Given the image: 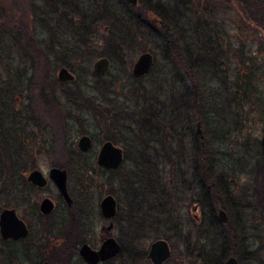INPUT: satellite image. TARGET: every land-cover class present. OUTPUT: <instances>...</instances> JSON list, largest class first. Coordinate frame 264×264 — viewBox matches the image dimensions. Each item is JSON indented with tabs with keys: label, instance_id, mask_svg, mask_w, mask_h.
Masks as SVG:
<instances>
[{
	"label": "rangeland",
	"instance_id": "rangeland-1",
	"mask_svg": "<svg viewBox=\"0 0 264 264\" xmlns=\"http://www.w3.org/2000/svg\"><path fill=\"white\" fill-rule=\"evenodd\" d=\"M96 1L0 0V9L9 11L10 7H12L13 13L17 18L23 17L24 23L37 42V46L42 49L50 63L54 65L51 72L52 78L57 80L58 70L65 67L75 77L76 84L84 88H90L89 90H92L99 100H105V102L111 104V107L112 105L116 106L114 107L115 109L123 106L122 104L131 103L133 100L128 99L129 91L140 86L153 92H157L156 88L159 86L164 92L160 93L158 91L162 95L163 100L168 96L169 89H174L172 103L175 110L179 104L181 95L185 92L187 93L190 89L194 90L197 111L199 116L203 118V121H199L204 135V143L207 145L212 144V149L216 153L214 155V159H216L215 170L221 172L223 169V171L228 173V185L231 186L233 199L239 200L242 208L241 219L251 228V230L246 231V234L242 236V246H239L235 254L238 256L236 257L238 264H249L246 260L248 256H245L246 254L240 251L256 249L261 242H264V209L258 208L256 206L257 199L254 202L249 196L251 194L255 195V172L263 168L264 164V159L261 157L258 148L264 124V30L256 28L255 24L246 20L240 9L241 5L244 4L240 0H209L213 4L201 6L197 5L196 0H189L191 3L180 6L178 13L175 14L176 16L170 12L171 16L173 15V19H177L176 25L175 21L171 20L175 26L171 23L168 30L174 41L176 51L179 55L180 53L182 55L178 61L184 62L187 54H190L191 59L194 60L197 56L204 55L209 50L208 54L218 58L226 66L228 65L226 67L223 64L221 67L223 71L229 68L227 80L223 81L219 72L212 66L211 61L198 62L192 75L194 79L191 82L171 52H165V48H167L166 39L160 36L158 32L153 31V29L147 30L146 27L137 30L139 39H135L129 45V50L121 51L117 55H114L109 50L110 44L103 42L101 37H98V39L96 37L103 34L105 40H107L109 34L116 35L120 32L123 33V28L119 25H116L113 30L100 28L98 34L97 29H93L95 31L93 34V38L95 39L93 50L89 51L88 49L86 53L73 55L71 50L78 46V36L75 35L73 30L76 26L83 28L93 23V21L89 22V18H86L87 15L91 16L93 14L94 20L100 16L101 7ZM105 1H109L108 3L115 5V9L119 11L125 7L122 0ZM150 2L152 5L163 4L168 8L173 6L174 1L151 0ZM193 10H203L207 16L212 18L211 21H207L206 26L202 25L203 30L195 24L198 15H195ZM63 12H65L64 15ZM67 15L69 17H66ZM179 15L184 16L179 17ZM150 17L153 16L150 15ZM175 28L179 32H182V29L184 30L182 32L185 38L184 41L178 40L179 32ZM125 32L131 33L128 29ZM51 48L54 52L50 50ZM102 49L112 55L106 57L110 61L108 74L104 76L102 81H98V79L92 77L91 69L93 63L100 58L99 53ZM240 50H243V64L238 57ZM145 52L153 56L151 72L144 78L135 80L131 75L132 66L137 57ZM191 59H185V62L188 61V66L190 67H192L189 65ZM21 60L27 64V61L23 58L21 59L18 54L13 59L15 64ZM249 74H251L249 84H246L247 82L243 80L238 85L233 84L234 78L240 76L247 77ZM3 76H5L4 73ZM3 79L7 80L5 77ZM105 85H114L110 93L104 91ZM67 86L73 89L76 87V85L66 84L65 88ZM13 87L15 88V92L12 100L15 102V106L18 109H22L31 99L34 103H39L38 110L41 112L42 117H44L43 119L48 122L53 113L51 111L44 113L46 109H44L42 102L36 100L37 98L34 96L33 89L30 86V89H28L27 82L15 80ZM55 90L57 92L55 99L61 105V109L71 111L75 117L66 121L68 126L66 137L68 146L71 149L77 150L76 144L79 137L89 135L93 140V146L91 151L85 155V161L87 162V167L95 169L97 151L106 140L104 133L99 130L97 122L90 119L87 115L74 114L75 109L66 103L60 93V88H55ZM176 116L177 114H175ZM175 121L176 119L172 123L174 129L177 123ZM81 122L83 128L80 127ZM46 125H49V123H46ZM192 128L194 132L195 122L192 124ZM214 137L220 138L214 139ZM44 140L45 151L49 154L38 159L36 168L40 169L45 178H47L50 166H55V164L59 163L63 155L59 147L51 148L54 145H52L53 140L50 137L45 136ZM190 143V137L181 142L187 153L185 155L188 158L193 153V149L192 151L190 149ZM173 145H176V141H173ZM119 146L124 148L121 144ZM152 146L156 149L157 154L155 155L159 156L157 157L158 163L163 162L162 155L166 158L167 154V150L165 149L166 144L162 146L159 143H153ZM131 149L134 150V147ZM148 156H153V152H149ZM127 162L126 160L121 172H117L113 176L91 171L88 175L87 183H85L84 187L86 189L84 192L86 194L84 198L87 196V207L92 208L93 211L91 216L92 237L90 239L96 248L108 237H113L117 240L121 238L117 226L107 232L109 222L100 217L98 205L100 200L108 193L110 188L108 181L110 179L114 177L115 179H120L125 172H132ZM153 164L155 163L153 162ZM144 165L138 168L140 171L142 170L141 174L145 173L143 171L145 167L146 169H152L151 164ZM162 167L164 165H160L158 168L162 169ZM149 172L150 175H155L152 171ZM159 172L164 177L163 180L168 181V172L166 170ZM170 177H172V174ZM175 179L176 176L174 175L171 180L175 181ZM76 181L75 176L72 178L68 175L67 187L72 199L78 196V190L75 187L78 185ZM147 182H150L151 186L155 187V189L158 187L156 179H150ZM144 183L145 180H143ZM173 186L175 188L174 182L171 188ZM114 187L121 188L119 183L114 184ZM21 188L19 187L18 190H21ZM24 194L32 205L38 204L43 197L54 199L56 196L54 187L50 182L43 191H24ZM111 195L117 202L118 218L115 220V223H118L120 218L126 215L127 201L122 189L118 190L116 194L112 192ZM15 200L18 199L2 196L0 198V206L15 209L17 206ZM193 205L190 202H186L184 206L180 205L177 208L178 221L182 222L184 226L187 221H190L192 216H195L196 219H201V213L194 211L192 209ZM19 212L24 220L27 219L31 222L30 214L24 210H20ZM61 214V210H56L55 217H59ZM196 219L195 221H197ZM198 223L194 222L195 226H193V248H195L192 249L190 247L186 250L183 245H178L175 249H171L172 254L169 264H204L201 258H197L196 252L199 247L203 248L205 255L208 252L210 254V262L206 264H212L211 258H213V255L221 253L219 241L215 240L213 236H210V243L207 241V244L204 243V239H196L197 233H195V227L198 226ZM32 228L35 232L37 230L36 224H33ZM157 239H161L160 233L153 232L149 238L142 241V247L147 251L149 245ZM173 245L175 244L173 243ZM231 251L230 245L224 247L226 256L229 255V252L231 254Z\"/></svg>",
	"mask_w": 264,
	"mask_h": 264
},
{
	"label": "trees",
	"instance_id": "trees-1",
	"mask_svg": "<svg viewBox=\"0 0 264 264\" xmlns=\"http://www.w3.org/2000/svg\"><path fill=\"white\" fill-rule=\"evenodd\" d=\"M150 1L151 0H138L136 7L126 5L121 1L125 7L119 11L115 9V5H112V8L109 7L105 0H97V4L101 7L100 16L94 20L95 18L93 14H91V16L87 15L86 18H89V22L93 21V23L88 26H84L83 28L75 25L76 27L73 32L78 36V46L73 48L71 53H73V55H77L78 53H86L88 49L89 51H92L95 41L93 38L95 31H93V29H97L98 34L100 28L113 30L116 25L123 28V33L120 32L116 35L109 34L107 36V40H105L103 34H100L97 35L96 39L101 37L103 42L110 44L109 50L114 55L119 54L121 51H127L130 49L129 45L132 44L135 39H139L137 36L138 29L146 27L147 30H149V28L153 26L151 23L141 22L142 19L146 20L151 15L158 18L166 25V28H162L159 33L160 36L164 37L167 41V48H165V52H171L177 62L181 65L188 77V80L191 82L193 81L194 77L192 75L198 62H204L207 60L211 61L212 66H214V68L219 72L223 81H226L229 68L223 71L221 67L224 63L219 61L218 58L208 54L209 50L204 55L197 56L194 60L191 59L190 54H187L184 58V62L178 61L182 55L181 53L179 55L176 51V47L171 35L169 34L168 27H170L172 23V16L178 13L179 7L191 3V1L173 0V6L168 8H166L163 4L152 5ZM240 1L245 5H241L240 9L242 10L241 12L246 20L251 23H256L260 29L264 30V0ZM196 2L199 6L204 4H213L209 0H196ZM13 12L12 7H10L9 11L0 9L1 172L6 173L7 177H11L15 173H24L27 170V161H23L20 158V155H35L40 148L45 146L44 138L45 136H48L51 140H53L52 145L54 146L51 148L53 149L54 147H59L63 155L59 163L55 164V166H62L70 175H72L73 178L75 176L77 179L78 185L75 187L78 190L79 199L75 202L78 204L79 202L84 201L83 198L86 194L84 192L86 187L84 186L85 183H87L89 173L91 171H97L102 174H106L105 171L87 167L85 155L78 153L76 158L72 157V152L69 150L66 140L68 131L66 121L67 119L71 120L75 117L71 111L62 110L61 105L56 102L55 97L57 92L55 88H60V93L66 103L75 109L74 114L79 113L81 115H87L90 119L97 122L99 130L104 133L106 140L116 144H121L124 148L127 147L125 151L126 158L129 159L131 156L136 155L135 157H141L140 159H135L136 161H140L146 165L151 164L152 169H146V167L143 168L145 173L141 174L142 170L140 171L137 169L132 170V176L129 175V177H133L135 179L145 180L144 191L142 190L143 192H139L141 193V196L131 200V204L135 206L136 209H140L142 205L139 204L142 200H144V212L136 214L132 220L135 227L144 228L143 230H137L144 232L145 238H149L153 232H158L160 233L161 239H165L171 244L172 249L176 248V245H173L175 242L171 233L170 201L173 195L171 185L173 182L176 185L178 191V206H184L186 202L190 201L188 197V188L191 184L195 188L197 186V182H199L201 186L198 192H194V198H198L196 200L201 204L203 217H206L205 219H207L209 223V237L213 236L215 240L219 241V232L217 227H220L221 225L217 219V211L219 209H225L222 202L223 200H228L230 195V186L228 185L227 176L228 173L223 171V169L221 172L219 170H215L216 159H214V155L216 153L212 149L213 145L205 144L204 138L202 140L198 139L195 131L193 132L192 124L194 122L195 124L200 122L199 120L203 121V118L199 116L197 111L198 109L196 106L194 90L190 89L187 93L185 92L181 95L179 104L175 110L172 103V88L169 89L168 96L165 97L164 100L162 99V95L159 94V92L164 93L159 86L156 88L157 92L147 90L142 86L137 87L136 89H131L129 91L128 99L133 101H131V103L122 104L123 106H120L118 109H115L114 107L116 106L113 105L111 107V104H108L105 100H99L97 95H95L92 90H89L90 88L79 86L76 84L75 80L73 83H69L76 85L74 89L68 86L65 88L66 84L59 83L57 80L52 78L51 72L52 66L54 65L50 63L42 49L37 46V42L30 33L27 25L24 23L23 17L17 18ZM170 12L173 14L172 16ZM64 13L65 12H63V15ZM193 13L198 15L195 24L201 30H203L202 25L206 26L207 21H211L212 19L210 16H207L206 12L203 10H193ZM183 16L184 15H179V17ZM66 17H69V15ZM126 29H128L131 33H126ZM180 39L184 41L185 38L183 33H179L178 40ZM50 50L54 52L52 48ZM186 51L188 53L187 49ZM111 53L102 49L99 56L109 57L112 55ZM239 53L240 55L238 57L243 64V50H240ZM17 54L21 57V59H25L27 64L21 60L16 63V65L13 59ZM185 59H191L189 61V65L192 67L188 66V61L185 62ZM26 65H28V67H26ZM224 66L226 65L224 64ZM3 73L5 76H3ZM3 77L7 78V80H4ZM240 77L234 78V85H238L239 82L242 83V80L246 81V84H249L248 82L251 74L247 75V77ZM103 78L97 79L98 81H102ZM15 80L26 81L28 89H33L34 96L37 98L36 100L42 102L44 109H46V111L44 110V113L47 111H51L53 113V116L48 120V122L43 119L44 117H42L41 112L38 110L39 103L36 104L31 101V99L30 102L22 109H18L15 106V102L12 100L15 92V88L13 87V82H15ZM225 84L227 85V83ZM31 85L34 86L31 87ZM113 86L114 85H105L104 91L110 93ZM175 114H177L176 117ZM175 119L179 124L177 130H175L172 126ZM46 123H49V125H46ZM80 127L83 128L82 122ZM174 135H176V140L179 143L177 153L178 166L176 168L177 176L175 181L171 180L174 174L173 169L170 166V163L174 162V148L172 146ZM189 137L191 140L190 149L191 151L193 149V153L190 155V158L186 157L185 154L187 153L181 144L183 140ZM216 138L214 137V139ZM153 143H159L162 146H165L166 144L165 149L167 150V154L166 158L162 155V161L167 163L168 169H166V165H164L162 169L158 168L159 163L157 161V157L159 156L155 155L157 152L152 146ZM133 147L134 150L131 149ZM205 148L208 151L204 150ZM149 152H153V156H148ZM46 154L48 155L49 153L46 152ZM15 158L18 162L23 161V164L18 165L17 168H13L12 166ZM76 161L80 164L78 165ZM188 161L193 164L191 169H187V167L182 166V164H185ZM153 162L155 164H153ZM144 164L143 166H145ZM122 168L123 167H121L118 172H121ZM164 170L168 172V181L163 180L164 177L159 172ZM149 171H152L155 175H150ZM189 173L190 176H188ZM171 174L172 177H170ZM123 176L124 175H122L121 179ZM189 177H192L193 182L187 180ZM150 179H156L158 182V187L156 189L151 186L150 182H147ZM120 185L123 186V184ZM11 188H13L11 185H0L1 192L6 190L7 194L10 193L7 189ZM109 190L108 193H110ZM254 194L257 199L256 206L264 209V164L263 168L255 172ZM78 209L82 208H79L78 205L74 203L72 210ZM205 232V230H201V227H195V233H197L196 239L201 240L203 233ZM242 235H244L243 230ZM179 236L183 237V246L186 250H188L193 244L190 240V236L181 234H179ZM225 236L229 237V233L227 232ZM229 245L228 241L225 242V246ZM194 248L192 247V249ZM203 252V248H197V258H201L204 262L206 258H204L205 254ZM240 252H243L246 254L245 256H248L246 260L249 264H264V242H261L259 247L256 249H251L250 251L242 250ZM228 254L231 255L230 252ZM220 256L221 261L228 257L226 255ZM169 262L170 261L166 264H169Z\"/></svg>",
	"mask_w": 264,
	"mask_h": 264
},
{
	"label": "flooded vegetation",
	"instance_id": "flooded-vegetation-1",
	"mask_svg": "<svg viewBox=\"0 0 264 264\" xmlns=\"http://www.w3.org/2000/svg\"><path fill=\"white\" fill-rule=\"evenodd\" d=\"M108 2H107L108 6L112 8L113 4L108 3ZM123 3L126 5H129L124 1ZM174 19L173 21H175V25H176L177 19L175 20ZM141 22L143 23L146 22L149 24L151 23L153 26L150 27L149 30L153 29V31H156L158 33H160V30L162 28L164 29L166 28V25L163 24L162 21L156 17L149 16L146 20L142 19ZM172 24L173 26H175L173 22ZM253 24H255L254 26L256 28H259L256 25V23H253ZM175 29L177 31V28ZM181 31L183 32L184 30L182 29ZM182 32H179V33H182ZM63 84H69V83H63ZM173 97H174V89H173ZM176 126H178V122L176 123ZM176 126H175V130H177ZM263 130H264V124H263ZM263 130H262V133H263ZM106 141H109V140H105L104 142ZM174 141H176V145H173L174 162L170 163V166L173 169V174L177 176L176 168L178 166L177 153H178L179 143L176 140V135H174ZM111 143L122 149L123 163L117 170L106 171V170L99 168L96 165V159H95L96 169L105 171L106 174L113 176L119 171L121 167H123L126 160L128 161L127 163H128L129 169L137 170L138 168L143 166L144 163L135 160V159H140L141 158L140 156L135 157L136 155H133L128 159L125 157V154H126L125 151L127 147L122 148L119 146L120 144H116L113 142ZM92 144H93V140H92ZM76 147H77V144H76ZM69 150L72 152L71 154L73 158H76L78 153H81L82 155H86L91 151L90 150L86 153H82L78 149L74 150V149H71L70 147H69ZM204 150H207V149L205 148ZM259 150H260L262 158L264 159L262 152H261L260 144H259ZM98 151H97V155H98ZM46 152L47 151H45V147H42L35 155L33 154V155L28 156V155L21 154L20 158L23 161H27V164H26L27 170L24 173H20V174L15 173L11 177H7L6 176L7 174L4 172H1L0 170V185L13 186V188L7 189L10 192L8 194L6 193V190L4 192H1L0 190V198L2 196H10L12 197V199L14 198L18 199V200H15V204L17 203V206L15 207V209L0 206V215L4 210H13L16 218L25 225V228L27 230V235L24 238H18V239L3 238L1 235V230H0V264H88L79 255V251L84 245L90 248L91 251L93 252L101 251L100 255H98L99 261L97 264H152V262L148 259L147 255H148L149 248L153 242L149 245L148 250L145 251V249L142 247V241L146 240L144 232H140L139 230H137V229L143 230L144 228L135 227L133 220H132L134 219L136 214H141L144 212V207H143L144 200H142V202L139 204V205H142L140 209H136V207L131 204V200H134L138 198L139 196H141V193L139 192L145 188L143 184V180L129 177V175L132 176V172L127 171L123 174L124 176L122 179L121 178L115 179L114 177L108 181L109 186H110V190H109L110 193H107L105 196L111 195L112 192L113 194H116L118 190L122 189L125 194L126 201H127V212H126V215L120 218L118 223H115V220L118 218L117 217L118 207H117V202L115 198L111 195L116 202V214L111 219H105L101 216L99 205H98L100 217L103 220L109 222L108 227H107V232H109L110 230H112L113 228L117 226V228L119 229L121 238L117 240V239H114L113 237H108L105 240H103L100 243V245L96 248L93 245L94 243H92L91 242L92 240L90 239L92 237L91 236V216L93 214V211H92V208L87 207L88 206L86 202V200L88 199L86 198L87 196L83 198L84 201L79 202V204L75 202L77 199H79L78 196L75 197L74 199L70 197L72 200V204L69 207L66 204V202L63 200L59 192L57 191L55 185L48 179V174L51 169L60 168V169H64L65 171L66 169L63 168L62 166H50L48 170L47 178H45L43 172L40 169L36 168L38 159L42 156L47 155ZM23 161L18 162L15 158V161L12 163L13 168H17L18 165H22ZM76 163L78 165L80 164L78 163V161H76ZM160 165H167V163L161 162L159 163V166ZM192 165L193 164L190 161L186 162L185 164H182V166L187 167V169L188 168L191 169ZM33 171H39L41 173L43 178L46 180L45 186L37 187L31 184L30 182H28L27 180L28 175ZM66 173H67V181H68V175L71 177L72 175H70L67 171ZM188 176H190V173L188 174ZM187 180L190 182H193L192 177H189ZM49 182L53 185L54 190L56 192L55 198L50 199L48 197H43L38 204L32 205L29 199H27V197L25 196L24 191H37V190L43 191L48 186ZM118 183L123 184V186L120 185L121 188L119 187L115 188L114 184H118ZM200 186L201 184L199 182H197V186L195 188L191 184V186L188 188L189 190L188 197H189V200L191 201L189 202L191 204H194L192 206V209L196 212L199 211L201 213L200 214L201 219L200 218L196 219L195 216H192L190 221L186 222L185 226L182 222L178 221V216H177L178 202H177V194H176L177 192L176 185H175V188L174 186L171 188L172 193H173L171 197V201H170V204H171L170 206L171 233L174 238V242L176 246L183 245V239H182L183 237H180L179 234L189 235L190 240L193 243V226H195L194 222H199L198 226L201 227V230L206 231L205 233H203L201 240L204 239L205 244H207L206 243L207 241L208 242L210 241V237L208 233L209 223L207 219H205L206 217H203L201 204L196 200L198 198H194V192H198L200 189ZM19 187H22L21 190H18ZM66 187H67V182H66ZM67 191H68V187H67ZM68 194H69V191H68ZM229 194L230 195H229L228 200H223L222 202L223 205L225 206V209H219L225 212L227 216V220H228L226 224H221L219 222L221 226L217 227L218 232H219L218 233L219 244H220L219 250H221L222 253H220L219 255L218 254L213 255V258H211L212 264H223L229 257H234L237 260L236 257L238 256H236L235 254L239 246L240 245L242 246V242H243L242 230L244 234H246V231L251 230V228H249L247 224L241 219L242 217L241 209L242 208L240 206L239 200L237 201L235 198L233 199L231 186L229 187ZM249 196L253 199L254 202H256L255 195L251 194ZM44 199L51 200V202L54 205V209L49 215H43L39 210V206ZM74 203L77 204L78 207L82 209L72 210ZM20 210H24L25 212L30 214L29 216L31 218V222L28 221L27 219L24 220L22 216H20L21 214L19 212ZM56 210H61L62 212V214L59 215V217H55ZM218 211H217V214H218ZM195 219L197 221H195ZM217 219H218V216H217ZM33 224H36L37 226V230L35 232L32 228ZM186 231H188L189 233L188 232L185 233ZM227 232L229 233V237L225 236ZM108 239H113L115 243L108 244L103 247L104 243ZM157 240L166 241L165 239H157ZM227 241L230 244V247L232 248V253L231 255H228V257H226L223 261H221L220 255L225 256L224 247H225V242ZM166 242L171 251L172 249L171 244L168 241ZM192 245L191 247H193ZM170 258L168 259V261H170ZM205 258L206 259L203 263L204 264L209 263L210 262L209 252L205 255ZM168 261H166L164 264H166ZM237 264H238V261H237Z\"/></svg>",
	"mask_w": 264,
	"mask_h": 264
},
{
	"label": "water",
	"instance_id": "water-1",
	"mask_svg": "<svg viewBox=\"0 0 264 264\" xmlns=\"http://www.w3.org/2000/svg\"><path fill=\"white\" fill-rule=\"evenodd\" d=\"M130 6L135 7L138 4L137 0H123ZM153 65V57L150 53L145 52L139 55L134 62L131 75L135 79H141L147 76ZM110 69V61L106 57H100L97 59L91 69V75L94 78H102L106 76ZM57 81L59 83H72L75 77L66 69L60 68L57 73ZM195 134L198 139L202 140L204 138L201 129V123L197 122L195 125ZM260 148L262 155L264 157V130L260 139ZM92 139L88 135H82L77 141V149L86 153L92 148ZM123 163L122 149L112 144L110 141L104 142L96 157V165L106 171L117 170ZM48 179L55 185L57 191L70 207L72 200L68 194L66 182L67 173L64 169L53 168L49 171ZM28 182L37 187H43L46 184V180L43 178L39 171H33L28 175ZM54 209V205L49 199H44L39 210L43 215H49ZM100 214L105 219H111L116 214V202L111 195L105 196L99 204ZM218 220L221 224H226L228 222L227 216L224 211H218ZM0 230L3 238H24L27 235V230L25 225L19 221L13 210H4L0 215ZM114 244L113 239H108L103 247L108 244ZM100 252H93L90 248L84 245L80 251V257L88 264H97L99 259L98 255ZM171 256L170 248L166 241L157 240L153 242L148 251V259L152 264H164ZM223 264H237V260L234 257H229Z\"/></svg>",
	"mask_w": 264,
	"mask_h": 264
}]
</instances>
